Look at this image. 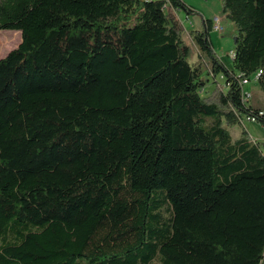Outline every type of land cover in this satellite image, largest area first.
I'll use <instances>...</instances> for the list:
<instances>
[{"label":"trees","instance_id":"1","mask_svg":"<svg viewBox=\"0 0 264 264\" xmlns=\"http://www.w3.org/2000/svg\"><path fill=\"white\" fill-rule=\"evenodd\" d=\"M220 1L231 66L182 0H0V264H264L263 144L228 130L264 127V0Z\"/></svg>","mask_w":264,"mask_h":264},{"label":"rangeland","instance_id":"2","mask_svg":"<svg viewBox=\"0 0 264 264\" xmlns=\"http://www.w3.org/2000/svg\"><path fill=\"white\" fill-rule=\"evenodd\" d=\"M191 10V13H186L183 9H179L183 15V17L187 16L186 19L187 26L190 20H194L199 23L200 19L203 17L212 18L213 15H218L221 23L223 25V29L221 31H209V37L212 43V48L214 53L228 66H231V51L233 49V33L234 29L231 22L224 17L221 8L220 0H182ZM183 31V30H181ZM184 36V32H182ZM20 32L15 29H0V57L4 56L10 49L16 47L20 42ZM7 42V44H4ZM191 62L193 64H197L199 62V58L197 57L196 51H193L191 54ZM202 78L205 80V84L203 89L200 90L201 95H207L212 90L216 88V86H220L222 90L225 89V84L223 78L219 75L216 76L215 79L209 77L206 73V69H203ZM247 91L251 93L250 102L258 103L261 108L264 109V91H262L257 83L254 80H250L248 84L245 85ZM245 129L247 131V135L256 139L260 144L264 142V127L256 122L250 121L247 119H243L241 123H237L231 126H228V130L232 139H236L239 137L241 131Z\"/></svg>","mask_w":264,"mask_h":264},{"label":"crops","instance_id":"3","mask_svg":"<svg viewBox=\"0 0 264 264\" xmlns=\"http://www.w3.org/2000/svg\"><path fill=\"white\" fill-rule=\"evenodd\" d=\"M164 11L169 15V17L171 18V20L177 25V27L179 28V30H180V32H181V35H182V32H184V36L182 35V38L185 40V41H187V42H189V40H190V31L191 30H198V29H201V27H203L204 25H203V20H208L209 21V23H210V17L208 18V17H205V18H201L200 19V21H199V23H197V22H195L194 20H190L189 22V24L187 25V26H185V23H187L186 21V19H188V17L187 16H185V17H183V15H182V13H181V11L179 10V9H175V8H172L171 6H169L168 4H165V6H164ZM222 13H223V15H224V17L225 18H227L226 16H225V13L222 11ZM214 16V15H213ZM230 21V20H229ZM231 22V21H230ZM232 24V23H231ZM181 30H183V31H181ZM211 31V30H210ZM209 36V35H208ZM209 39H210V37H209ZM211 41V40H210ZM211 45H212V43H211ZM224 63V62H223ZM225 64V63H224ZM251 104L253 105V106H257V107H261L258 103H252L251 102ZM252 139H254L253 137H252ZM254 140H256V139H254ZM257 141V140H256ZM263 146H264V142H263Z\"/></svg>","mask_w":264,"mask_h":264},{"label":"built area","instance_id":"4","mask_svg":"<svg viewBox=\"0 0 264 264\" xmlns=\"http://www.w3.org/2000/svg\"><path fill=\"white\" fill-rule=\"evenodd\" d=\"M210 28H211V30H214V31H221L223 29V25H222L221 20H220L218 15H214L210 19ZM231 56H233V51H231ZM259 73H260V70L258 72H256V74L254 75V78H256ZM248 82H249V80L242 79L240 81V85L244 86ZM241 92H242V96L245 99L250 98L251 93L249 91H247L244 87L242 88ZM258 114L264 116V110H259ZM245 119L250 120V121H255V117L252 115L251 116H245ZM262 151L264 153V146H262Z\"/></svg>","mask_w":264,"mask_h":264},{"label":"bare ground","instance_id":"5","mask_svg":"<svg viewBox=\"0 0 264 264\" xmlns=\"http://www.w3.org/2000/svg\"><path fill=\"white\" fill-rule=\"evenodd\" d=\"M1 45H3L1 42H0ZM4 44H7V42H4Z\"/></svg>","mask_w":264,"mask_h":264},{"label":"water","instance_id":"6","mask_svg":"<svg viewBox=\"0 0 264 264\" xmlns=\"http://www.w3.org/2000/svg\"><path fill=\"white\" fill-rule=\"evenodd\" d=\"M233 41H235V37H233Z\"/></svg>","mask_w":264,"mask_h":264}]
</instances>
